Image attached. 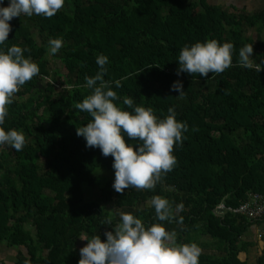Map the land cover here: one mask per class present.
<instances>
[{"label":"trees","instance_id":"obj_1","mask_svg":"<svg viewBox=\"0 0 264 264\" xmlns=\"http://www.w3.org/2000/svg\"><path fill=\"white\" fill-rule=\"evenodd\" d=\"M10 24L0 49L21 46L40 68L14 94L3 125L23 131L27 143L20 151L0 146V246L19 250L13 264H78L80 238L106 240L120 211L164 224L180 244L213 240L218 252L201 251L199 264H249L240 255L252 242L242 237L258 225L264 243V218L251 221L227 209L248 194L264 196V71L239 64L247 44L254 62L264 59V7L248 13L207 0H65L50 18L25 15ZM52 38L63 40L54 55ZM207 39L235 45L232 66L208 77L178 76L183 46ZM101 54L109 58L104 79L119 106L132 111L123 103L129 97L159 118L173 107L188 125L174 145L176 165L153 189L117 192L114 157L77 135L93 119L75 105L92 93L85 77L100 70ZM177 80L184 98L171 89ZM156 195L170 201L172 219L158 221L150 203ZM255 264H264V246Z\"/></svg>","mask_w":264,"mask_h":264},{"label":"clouds","instance_id":"obj_2","mask_svg":"<svg viewBox=\"0 0 264 264\" xmlns=\"http://www.w3.org/2000/svg\"><path fill=\"white\" fill-rule=\"evenodd\" d=\"M64 4L65 0H8L5 6V0H0V45L9 40L13 18L34 14L50 18ZM49 46L50 53L56 54L63 46L62 38L50 39ZM234 47L232 42L221 44L216 39L185 45L178 56L177 75L198 73L208 77L209 73H223L232 66ZM24 52L18 45H12L7 51L0 49V146L8 145L17 151L24 148L27 139L23 131L3 127L8 115L7 106L13 102L19 88L40 71L39 65L30 57L26 58ZM239 57L241 66L264 71V59L261 63L253 61V44L242 47ZM96 62L100 70L95 76L85 77L86 86L92 93L75 105L93 119L77 128V135L85 138L88 147H97L104 156L114 157L112 186L117 192L123 193L130 187L153 189L162 174L170 172L176 165L174 145L183 142L188 125L177 119L173 107L168 109L167 116L159 118L153 108L134 106V100L129 97L124 98L123 103L132 111L119 106L116 101L120 97L112 90L111 82L104 79L109 58L101 54ZM116 83L118 85L119 81ZM171 89L179 93L177 98L187 94L181 80L175 81ZM150 203L158 221L173 218L167 198L156 195ZM182 209V203L177 205V211ZM105 236L106 240L100 235L80 238L87 244L80 249L78 264H199L202 251L194 242L178 243L176 233L166 230L164 224L147 225L131 212L120 211L119 222L112 231L105 232Z\"/></svg>","mask_w":264,"mask_h":264},{"label":"rangeland","instance_id":"obj_3","mask_svg":"<svg viewBox=\"0 0 264 264\" xmlns=\"http://www.w3.org/2000/svg\"><path fill=\"white\" fill-rule=\"evenodd\" d=\"M215 1L216 0H208L209 3H214ZM260 7L262 8L263 6L260 5ZM251 34L255 36V33L251 32ZM263 36H264V31H263ZM50 62L56 69H59L61 72H63L60 64H57L52 60H50ZM223 211L224 210L222 211L219 210L218 211L219 215H222ZM261 229L262 228L260 226L255 225L254 227L250 228L248 232L242 237V241L252 242V244L247 248V250L241 253L240 255L242 260L245 259L249 264H255V261L257 257L260 255L261 249L264 246V243L259 238V234H261ZM196 244L201 248L202 251L216 253L219 250L218 245L210 238H197ZM80 245L84 247L83 240H80ZM20 250L22 251V249ZM18 251H19L18 249H12L7 246L1 245L0 260L8 264H13L14 261L16 260Z\"/></svg>","mask_w":264,"mask_h":264},{"label":"built area","instance_id":"obj_4","mask_svg":"<svg viewBox=\"0 0 264 264\" xmlns=\"http://www.w3.org/2000/svg\"><path fill=\"white\" fill-rule=\"evenodd\" d=\"M218 211L224 210L223 205L217 207ZM235 214L243 215L251 221L264 218V196L259 194H248L247 199L237 208L227 209Z\"/></svg>","mask_w":264,"mask_h":264},{"label":"crops","instance_id":"obj_5","mask_svg":"<svg viewBox=\"0 0 264 264\" xmlns=\"http://www.w3.org/2000/svg\"><path fill=\"white\" fill-rule=\"evenodd\" d=\"M210 4L230 7L233 9L250 13L254 11V9L257 10L261 8L260 5L264 7V0H216L214 3H210Z\"/></svg>","mask_w":264,"mask_h":264}]
</instances>
